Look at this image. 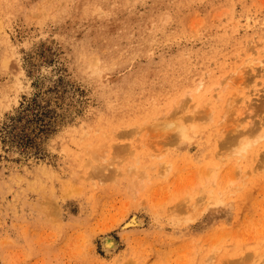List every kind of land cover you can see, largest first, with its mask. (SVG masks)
I'll return each mask as SVG.
<instances>
[{
    "label": "rangeland",
    "instance_id": "rangeland-1",
    "mask_svg": "<svg viewBox=\"0 0 264 264\" xmlns=\"http://www.w3.org/2000/svg\"><path fill=\"white\" fill-rule=\"evenodd\" d=\"M0 264H264V0H0Z\"/></svg>",
    "mask_w": 264,
    "mask_h": 264
},
{
    "label": "bare ground",
    "instance_id": "bare-ground-1",
    "mask_svg": "<svg viewBox=\"0 0 264 264\" xmlns=\"http://www.w3.org/2000/svg\"><path fill=\"white\" fill-rule=\"evenodd\" d=\"M246 144L242 146V150L246 149ZM214 178V175L211 177V179ZM214 181V180H213ZM212 205V204H211ZM143 221L138 218V216H135L131 219L130 223L125 226V228L130 227V226H142ZM116 246V242L112 238H108L105 240V248L108 250L114 249Z\"/></svg>",
    "mask_w": 264,
    "mask_h": 264
}]
</instances>
